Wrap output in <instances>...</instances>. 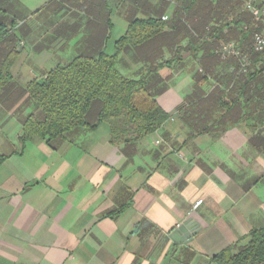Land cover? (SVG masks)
<instances>
[{
	"label": "crops",
	"instance_id": "obj_1",
	"mask_svg": "<svg viewBox=\"0 0 264 264\" xmlns=\"http://www.w3.org/2000/svg\"><path fill=\"white\" fill-rule=\"evenodd\" d=\"M106 5L80 0L59 14L52 33L73 37L70 56L58 58L64 46L48 42L51 56L19 63L9 90L0 89V264H214L215 255L236 253L264 228V76L237 92L232 65L218 62L203 78L185 54L153 75L155 99L170 116L154 134L113 145L103 123L21 145L22 123L37 110L25 87L80 54L106 51L114 27ZM124 19L114 42L127 29ZM23 34L38 58L48 53L40 45L49 32ZM117 68L138 79L147 65L129 50ZM222 91L226 108L218 103ZM188 220L196 233L173 241Z\"/></svg>",
	"mask_w": 264,
	"mask_h": 264
},
{
	"label": "trees",
	"instance_id": "obj_2",
	"mask_svg": "<svg viewBox=\"0 0 264 264\" xmlns=\"http://www.w3.org/2000/svg\"><path fill=\"white\" fill-rule=\"evenodd\" d=\"M191 1L187 8L175 13V18L181 19L185 14L186 20L192 23L184 47L177 43V31L168 28L169 32H165L161 20L135 19L129 22L124 35L114 42L112 54L104 48L80 54L67 64L48 71L42 78L32 80L24 93L37 110L22 123V147L34 137L50 144L73 130L94 131L103 123L109 125V142L113 145L134 144L154 134L170 116L155 99L153 75L161 66L181 60L183 53L199 63L203 71L200 76L206 78V72L221 62L219 49L232 40L240 57H228L222 62L235 65L229 76L237 92L242 91L244 82L251 83L264 76V50L255 52L253 40L255 33L264 31V22H256L245 11V0ZM8 2L10 0H0V44L14 33L13 27L8 31L5 23L9 14ZM257 5L264 10V0ZM157 41H162L161 48L154 46ZM163 49L171 52L169 61L161 59ZM129 50L137 61L147 63L145 76L131 79L118 70V58ZM7 56L6 51L0 54V89L3 93L9 90L12 82L10 63L3 61ZM241 56L249 59L245 69L240 64ZM224 94L225 91L219 92L218 103L226 108L228 97ZM212 262L264 264V228L251 232L236 253L225 249L215 255Z\"/></svg>",
	"mask_w": 264,
	"mask_h": 264
},
{
	"label": "rangeland",
	"instance_id": "obj_3",
	"mask_svg": "<svg viewBox=\"0 0 264 264\" xmlns=\"http://www.w3.org/2000/svg\"><path fill=\"white\" fill-rule=\"evenodd\" d=\"M98 1H102L104 4L105 3L107 4L106 7H104V9H106V11L104 12L106 14V17L108 16L110 23L114 25L111 31V36L108 39L106 46L107 48L106 52L108 54L110 52L112 53V51L114 50L113 42L114 39L117 38V34L122 33L119 27L122 26L121 22L123 23L125 21L124 18H127L128 24L130 21L135 19L151 18V19L161 20L165 32L168 31V28L177 31L178 34L176 36L177 43H179L181 46L184 47V45L188 41L187 33L188 31H190V27L192 23L189 20H186L185 14L183 18L181 17V19L175 18L177 17L175 13L177 10H184L185 8H187L189 4L192 2L191 0H98ZM13 2L14 5L11 4ZM79 2L80 0H10V2H8L9 7L12 6L13 8L14 7L16 8V12L12 10L13 11L12 13L10 8V13L8 14V17L5 20V23L7 25L8 31H10L13 27L14 33L12 36L7 37L0 44V54L5 51L8 53L7 59L3 61H6V63H10V72H12L13 70L12 68L17 66L19 63L21 65L23 63V65L25 66L27 65L30 66V65H35L37 62H43L45 60L44 59L45 57L42 56L48 57L51 56L52 51L55 52V49L52 50L48 47H44L43 45L47 46L53 40H55V45L52 47H57L58 45L60 46L62 45V47L64 46L63 52L61 53L56 52L58 58L65 59L68 56H70V51H71L70 47L72 46V43H70V41L73 37L70 38L69 34H63L60 38H57V36H53L52 31L54 30L53 25H57L59 21L58 15L61 13H65V12L68 13L69 11H73L75 8V4ZM248 3H251L254 6L258 7L255 0H245L244 4H248ZM163 17H167V20L163 21L162 20ZM27 32L34 33L35 35L37 34L38 36H41L43 33L47 34V32L51 34V35L49 34L48 36L46 35L45 38L46 42H43V44L40 45L42 48L48 49L46 50L48 53L40 54L39 57L42 58H38L36 56L39 53L37 49L34 51H32V49H29V47L33 44L29 39H25L26 37L24 36L23 33H27ZM228 43L233 44L232 40L229 41ZM154 46L156 48H161V46H163L162 41H157ZM185 54L186 53H183L182 55ZM166 55L167 56H165V59L161 58L165 62L170 60L171 52L166 53ZM182 55H180V58H182ZM187 57H189V55H187ZM227 58H228L227 56L225 58L221 57V63L223 60L226 61ZM235 58H237V56H235ZM135 59L138 60L137 58ZM158 62H160V59ZM176 62H179V60H177ZM44 65L46 70L47 69L49 70L51 68V65L49 63H46ZM234 66L235 65L231 66L232 68H230V71L232 70L234 71L233 68ZM34 69L33 71L40 73L39 69H37L36 67ZM11 77H13L12 74Z\"/></svg>",
	"mask_w": 264,
	"mask_h": 264
},
{
	"label": "built area",
	"instance_id": "obj_4",
	"mask_svg": "<svg viewBox=\"0 0 264 264\" xmlns=\"http://www.w3.org/2000/svg\"><path fill=\"white\" fill-rule=\"evenodd\" d=\"M245 9L251 14L253 19L258 21L264 22V10L254 6L251 3L246 4ZM163 21L167 20V17L162 18ZM254 40V51L255 52H262L264 50V31L260 33H255L253 35ZM218 54H220L221 57L225 58L227 57H240L239 52L236 49V46L234 44H225L223 45L219 51ZM241 67L242 69H245V67L249 64V59L246 56H241ZM244 70H242L243 72ZM202 201H198L193 205V209H197L201 205Z\"/></svg>",
	"mask_w": 264,
	"mask_h": 264
},
{
	"label": "water",
	"instance_id": "obj_5",
	"mask_svg": "<svg viewBox=\"0 0 264 264\" xmlns=\"http://www.w3.org/2000/svg\"><path fill=\"white\" fill-rule=\"evenodd\" d=\"M195 233L196 227L194 226V223L191 220H188L177 229V231L172 235V239L177 243L180 241L187 242Z\"/></svg>",
	"mask_w": 264,
	"mask_h": 264
}]
</instances>
